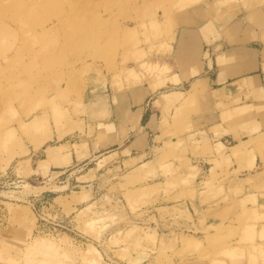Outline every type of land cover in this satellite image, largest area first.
I'll list each match as a JSON object with an SVG mask.
<instances>
[{
    "label": "rangeland",
    "instance_id": "374dc122",
    "mask_svg": "<svg viewBox=\"0 0 264 264\" xmlns=\"http://www.w3.org/2000/svg\"><path fill=\"white\" fill-rule=\"evenodd\" d=\"M211 1L0 0V173L22 179L0 187V264H264V165L231 181L230 157L187 131L197 102L136 167L100 124L112 94L166 80L180 16ZM52 145L105 148L57 175L40 165Z\"/></svg>",
    "mask_w": 264,
    "mask_h": 264
},
{
    "label": "crops",
    "instance_id": "0c3cea01",
    "mask_svg": "<svg viewBox=\"0 0 264 264\" xmlns=\"http://www.w3.org/2000/svg\"><path fill=\"white\" fill-rule=\"evenodd\" d=\"M179 20L171 54L174 68L166 80L160 86L151 83L139 91L110 96L107 116L100 122L109 133L107 147L118 146L120 164L140 166L152 155L151 139L156 142L161 127L174 131L169 124L174 106L186 112L197 102V111L189 115L193 128L187 131L202 133L207 147L209 143L230 157L231 181L237 180L239 174L256 176L254 170L264 165V152L258 150L257 143L248 141L264 132V0H213L185 11ZM239 147L246 148L253 161L250 168H241L237 173L233 171L239 163L232 153ZM57 148L58 145L48 147L40 165L42 170L57 165L52 172L58 175L105 147L96 149L90 145L83 158L75 150L59 153ZM208 157L200 156L205 167ZM239 209L231 208L230 213ZM262 226L264 230V222Z\"/></svg>",
    "mask_w": 264,
    "mask_h": 264
},
{
    "label": "built area",
    "instance_id": "2783aa9c",
    "mask_svg": "<svg viewBox=\"0 0 264 264\" xmlns=\"http://www.w3.org/2000/svg\"><path fill=\"white\" fill-rule=\"evenodd\" d=\"M22 179L13 178L9 172L3 171L0 173V187H15Z\"/></svg>",
    "mask_w": 264,
    "mask_h": 264
},
{
    "label": "bare ground",
    "instance_id": "6f19581e",
    "mask_svg": "<svg viewBox=\"0 0 264 264\" xmlns=\"http://www.w3.org/2000/svg\"><path fill=\"white\" fill-rule=\"evenodd\" d=\"M27 186H28V184H27ZM31 186H32V185H31ZM33 186H34V185H33ZM29 187H30V186H29ZM26 188H27V187H26ZM26 188L24 189L25 192H27V191H26V190H27ZM31 189H32V188H31ZM30 191H32V190H30ZM28 193H29V192H28ZM38 245H39V244H37V246H38Z\"/></svg>",
    "mask_w": 264,
    "mask_h": 264
}]
</instances>
